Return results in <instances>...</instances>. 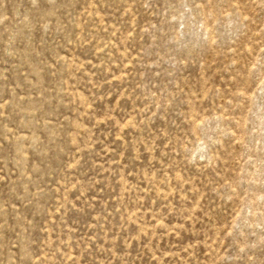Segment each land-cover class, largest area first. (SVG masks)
I'll return each instance as SVG.
<instances>
[{
  "label": "rangeland",
  "instance_id": "374dc122",
  "mask_svg": "<svg viewBox=\"0 0 264 264\" xmlns=\"http://www.w3.org/2000/svg\"><path fill=\"white\" fill-rule=\"evenodd\" d=\"M0 264H264V0H0Z\"/></svg>",
  "mask_w": 264,
  "mask_h": 264
}]
</instances>
